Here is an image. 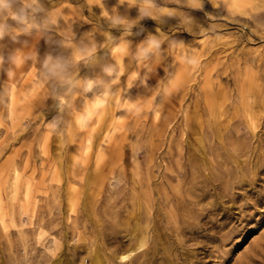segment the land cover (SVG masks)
<instances>
[{
    "label": "rangeland",
    "instance_id": "obj_1",
    "mask_svg": "<svg viewBox=\"0 0 264 264\" xmlns=\"http://www.w3.org/2000/svg\"><path fill=\"white\" fill-rule=\"evenodd\" d=\"M95 260L264 264V0H0V264Z\"/></svg>",
    "mask_w": 264,
    "mask_h": 264
},
{
    "label": "bare ground",
    "instance_id": "obj_2",
    "mask_svg": "<svg viewBox=\"0 0 264 264\" xmlns=\"http://www.w3.org/2000/svg\"><path fill=\"white\" fill-rule=\"evenodd\" d=\"M129 253L128 254H124L120 257V259H125L126 257H128ZM94 264H100V261L99 260H95L94 261Z\"/></svg>",
    "mask_w": 264,
    "mask_h": 264
},
{
    "label": "clouds",
    "instance_id": "obj_3",
    "mask_svg": "<svg viewBox=\"0 0 264 264\" xmlns=\"http://www.w3.org/2000/svg\"><path fill=\"white\" fill-rule=\"evenodd\" d=\"M2 7L7 9L8 8V4L6 2L2 3Z\"/></svg>",
    "mask_w": 264,
    "mask_h": 264
}]
</instances>
